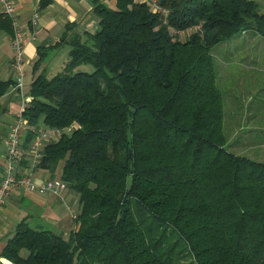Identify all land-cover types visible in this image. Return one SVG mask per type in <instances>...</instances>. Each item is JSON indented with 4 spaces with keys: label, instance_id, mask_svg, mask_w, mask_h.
Masks as SVG:
<instances>
[{
    "label": "trees",
    "instance_id": "16d2710c",
    "mask_svg": "<svg viewBox=\"0 0 264 264\" xmlns=\"http://www.w3.org/2000/svg\"><path fill=\"white\" fill-rule=\"evenodd\" d=\"M116 1L95 3L96 31L67 26L55 45H70L66 63L36 75L23 111V151L39 124H76L44 145L38 165L62 164L79 194L77 226L64 235L23 219L0 255L13 264H181L188 255L264 264V161L227 146L211 53L243 30L264 36L259 3L158 0L164 17L146 1ZM1 30L14 31L2 10ZM51 48L38 46L35 68ZM10 85L0 80V97Z\"/></svg>",
    "mask_w": 264,
    "mask_h": 264
},
{
    "label": "crops",
    "instance_id": "0c3cea01",
    "mask_svg": "<svg viewBox=\"0 0 264 264\" xmlns=\"http://www.w3.org/2000/svg\"><path fill=\"white\" fill-rule=\"evenodd\" d=\"M12 1L14 3L12 16L17 19L18 25L25 34L26 77L22 89L24 94H29L31 82L43 68H48V74H53L61 70L66 63L70 45L68 43L59 47L55 45L69 24L74 26L72 31L94 32L100 27L99 16L94 10L95 3L105 2L110 7H115L117 2L116 0H50L45 6H40L41 0ZM255 1L259 3L264 12V0ZM249 31L251 30L243 32L248 34ZM12 35L13 33L7 30L0 31V80L11 81L8 90L0 97L2 105L0 112V181L4 173L8 132L16 121L22 96V91L11 88L16 80V71L12 64L14 52ZM250 35L259 38L257 33ZM38 46L52 48L49 50L48 58L37 69L34 64L39 55ZM254 61L258 63V59ZM25 133L26 131L23 130V135ZM29 157V155L25 156L21 163L29 165ZM31 178L38 183L47 178L61 179V176L37 164L32 168ZM79 211V194L68 185L63 190V198L51 191L30 190L26 184L12 187L6 202L0 207V249L8 242L18 223L23 219L35 228H50L57 233L67 235L76 228V215ZM3 263L13 264L8 258L0 255V264Z\"/></svg>",
    "mask_w": 264,
    "mask_h": 264
},
{
    "label": "rangeland",
    "instance_id": "374dc122",
    "mask_svg": "<svg viewBox=\"0 0 264 264\" xmlns=\"http://www.w3.org/2000/svg\"><path fill=\"white\" fill-rule=\"evenodd\" d=\"M250 30L248 34L243 30L214 45L211 53L225 103L227 146L234 152L264 161V36ZM251 33L259 34V38L249 36ZM180 34L186 36V32ZM255 59L258 63H254ZM84 69L92 70L93 66L87 64ZM55 172L61 176V163ZM181 264H194V261L188 255Z\"/></svg>",
    "mask_w": 264,
    "mask_h": 264
},
{
    "label": "built area",
    "instance_id": "2783aa9c",
    "mask_svg": "<svg viewBox=\"0 0 264 264\" xmlns=\"http://www.w3.org/2000/svg\"><path fill=\"white\" fill-rule=\"evenodd\" d=\"M149 3L150 9L154 11H161L164 17L169 12V9L162 6L158 0H143ZM0 7L3 12L10 15L13 19V55L12 64L16 71V80L11 86L14 90L22 91L21 93V105L19 112L17 113L16 121L9 129L8 137L6 141V154L4 173L0 181V207L6 202V199L10 193L12 187L26 184L28 189L36 190L39 192L51 191L57 194L60 198H63V190L67 187V183L58 178H47L41 182H34L31 178L32 168L37 165L43 155L44 145L52 140L57 139L64 131H71L76 124H71L65 128L51 127L44 123L36 127V136L33 138L28 150L23 151V130L26 131L28 125V119L24 114V109L28 106L30 101L29 94L23 93V87L25 85L26 70L24 68L25 62V34L23 29L18 25L17 19L13 18L12 13L14 11V3L12 0H0ZM24 152L28 154H24ZM29 165H23L21 160L27 157Z\"/></svg>",
    "mask_w": 264,
    "mask_h": 264
},
{
    "label": "water",
    "instance_id": "95a60500",
    "mask_svg": "<svg viewBox=\"0 0 264 264\" xmlns=\"http://www.w3.org/2000/svg\"><path fill=\"white\" fill-rule=\"evenodd\" d=\"M132 184V176H129L128 185L130 186Z\"/></svg>",
    "mask_w": 264,
    "mask_h": 264
},
{
    "label": "bare ground",
    "instance_id": "6f19581e",
    "mask_svg": "<svg viewBox=\"0 0 264 264\" xmlns=\"http://www.w3.org/2000/svg\"><path fill=\"white\" fill-rule=\"evenodd\" d=\"M12 262V261H11Z\"/></svg>",
    "mask_w": 264,
    "mask_h": 264
}]
</instances>
